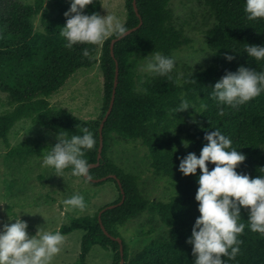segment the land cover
Wrapping results in <instances>:
<instances>
[{
	"label": "trees",
	"instance_id": "16d2710c",
	"mask_svg": "<svg viewBox=\"0 0 264 264\" xmlns=\"http://www.w3.org/2000/svg\"><path fill=\"white\" fill-rule=\"evenodd\" d=\"M171 2L137 0L136 11L134 0H125L127 20L124 25L130 29L142 24L116 41L112 54L111 41L116 36L97 45L78 43L72 49L65 47L60 29L66 22L64 12L70 7V0H56L59 12L54 18L49 16L44 0H35L33 4L0 0V91L9 95L12 108L0 111V141L9 147L8 158L42 156L50 150V145H54L30 137L11 146V129L18 121L31 119L36 125L52 131H65L68 136L82 134L81 130L87 127L96 142L93 149L85 152V158L89 165L96 163L101 141L100 125L110 107L118 65L115 102L102 132V157L100 164L89 170L94 179H108L90 182L84 178V181L93 185L113 181L119 198L111 204L121 202L123 194L125 199L106 209L101 219L99 212L105 206L94 215L76 217L65 212L69 222L58 229L62 235L75 230L84 231L74 264H87L95 245L114 251L112 264H121L122 259L124 264H193L192 245L186 241L199 216V202L195 200L197 175H183L178 166L180 158L188 152L199 155L207 143L204 140L206 130L219 128L231 138L232 146L245 154L237 172L252 177L261 175L259 169L264 166V91L236 108L219 104L210 93L211 86L226 70L236 71L240 65L264 70V60L257 62L244 52L247 43L264 45V18L248 20L244 0H205L213 20L206 30V38L214 61L207 67H189L181 76L170 73L169 76L154 75L140 81L138 68L145 55L154 51L171 56L189 43L183 30L176 26ZM101 8V0H93L85 12L101 14ZM38 14H41L43 32L35 31L32 23L33 16ZM85 47L89 49L90 58L82 55ZM226 52L235 58L227 61ZM97 64L104 77V100L96 120L86 122L68 110L51 106L49 97L71 76L79 69ZM182 99L190 106L174 112ZM193 115L197 123L192 122ZM117 138L140 141L148 148L152 169L157 175L166 177L172 187L173 193L168 200L147 198L141 190L140 175L123 170L109 156ZM185 139L190 141L188 147L182 143ZM208 166L211 170L214 165ZM199 172L197 168V174ZM144 214L149 215L151 224L158 219L167 233L150 239L141 250L133 252L118 227H124ZM239 222L245 223V229L238 236L240 251L235 259L228 260V264H264V235L248 228L244 208ZM155 229V225L152 226L149 233ZM118 237L123 240V256Z\"/></svg>",
	"mask_w": 264,
	"mask_h": 264
},
{
	"label": "clouds",
	"instance_id": "9594fccd",
	"mask_svg": "<svg viewBox=\"0 0 264 264\" xmlns=\"http://www.w3.org/2000/svg\"><path fill=\"white\" fill-rule=\"evenodd\" d=\"M92 3L93 0H70V7L64 12L66 22L60 29L65 47L72 49L78 43L97 45L111 36L127 34V27L115 15L86 13L85 9ZM244 12L248 20L264 18V0H244ZM244 52L257 62L264 60V45L247 43ZM82 55L90 58L87 47L82 49ZM224 55L227 61L235 58L228 52ZM144 57L141 71L150 75L169 76L175 67L173 57L159 52ZM211 87L210 95L219 104L236 108L264 91V70L240 65L236 71L226 70ZM189 106L182 99L173 111L180 112ZM192 122L197 123L194 115ZM81 132L71 136L62 130L50 133L57 142L43 154L41 167L52 168L54 174L62 177L63 170L70 167L72 176L91 179L85 152L93 149L96 141L87 127ZM204 140L207 143L199 155L188 152L179 160L181 173L196 174L198 184L195 200L199 202V216L186 242L192 245L193 264H228L240 251L238 236L245 229V223L239 222L242 208L247 210L248 228L264 235V166L259 169L261 175L255 177L237 172L245 154L233 147L231 138L219 128L206 130ZM182 143L188 147L190 141L185 139ZM209 164L214 165L211 170ZM61 203L68 209L84 210L86 206L84 196L78 192ZM27 228V221L20 214H8L7 221L0 225V264H50L60 251L64 236L59 230L48 231L37 226L35 234L30 235Z\"/></svg>",
	"mask_w": 264,
	"mask_h": 264
},
{
	"label": "rangeland",
	"instance_id": "374dc122",
	"mask_svg": "<svg viewBox=\"0 0 264 264\" xmlns=\"http://www.w3.org/2000/svg\"><path fill=\"white\" fill-rule=\"evenodd\" d=\"M33 4L35 0H18ZM101 15L113 14L123 24L127 20L125 0H101ZM44 6L51 18L59 12L56 0H44ZM171 8L175 15L176 26L183 30L189 43L172 53L175 67L171 74L181 76L189 67H207L214 61V54L207 44L206 30L212 24L205 0H172ZM35 31L43 32L41 14L32 18ZM101 53L99 48L98 55ZM145 58L140 62L138 75L140 81H146L154 75L141 71ZM104 100V77L99 64L91 68L79 69L65 85L49 97L50 104L56 109L70 111L76 117L89 122L101 114ZM9 95L0 91V111L10 110ZM52 130L34 124L31 119L18 121L9 133L11 146H16L27 138H39L44 144H55ZM109 156L127 172L139 174L143 194L154 200L166 201L173 190L166 177L157 175L152 169L149 150L140 141H128L117 138ZM9 147L0 141V225L10 216L19 215L27 221V231L35 234L37 226L48 231H57L68 224L67 211L72 216L94 215L100 208L111 204L119 198V192L113 181L93 185L83 177L71 175V169L63 170V177L54 174V169L41 167L42 156L8 158ZM81 193L85 199V209H68L61 202L73 193ZM149 215L118 227L131 250H141L152 238L166 235L167 229L155 219L149 222ZM11 222H14L11 221ZM156 227L151 234L150 228ZM83 230H75L64 236L60 251L52 258L50 264H74L77 260ZM114 251L100 245L92 247L87 264H112Z\"/></svg>",
	"mask_w": 264,
	"mask_h": 264
},
{
	"label": "water",
	"instance_id": "95a60500",
	"mask_svg": "<svg viewBox=\"0 0 264 264\" xmlns=\"http://www.w3.org/2000/svg\"><path fill=\"white\" fill-rule=\"evenodd\" d=\"M134 6H135V10L138 11L137 9V0H134ZM142 23H140L138 26L136 27H133V28H130L128 29V32L126 35H124L123 37H116L114 39H112L111 41V51H112V54H114V45L116 43V41L124 38L125 36L129 35L130 33L136 31L140 26H141ZM118 75H119V71H118V65L116 67V78H115V89H114V92H113V96H112V99H111V103H110V107L109 109L107 110L102 122H101V125H100V135H101V141H100V148H99V155H98V161L96 163H92L90 164V167H89V170L93 167H96L100 164V160H101V157H102V150H103V138H102V132H103V128H104V124L105 122L107 121L109 115L111 114L112 112V109H113V106H114V102H115V93H116V87H117V84H118ZM91 176V175H90ZM113 178H117L116 175H111ZM110 177V176H109ZM108 177H103V178H100V179H94L91 177V179H89L90 182H101V181H105L107 180ZM117 181L119 182V180L117 179ZM125 199V195L123 194V198L121 200V202L117 203V204H109L107 206H105L100 212H99V218L101 219V215L102 213L106 210V209H111L113 207H115L116 205L122 203ZM104 228V227H103ZM105 232L107 233L106 229L104 228ZM119 243H120V252H121V255L123 256L124 255V245H123V240L121 237H118L117 238ZM121 264H124V259H122L121 261Z\"/></svg>",
	"mask_w": 264,
	"mask_h": 264
}]
</instances>
